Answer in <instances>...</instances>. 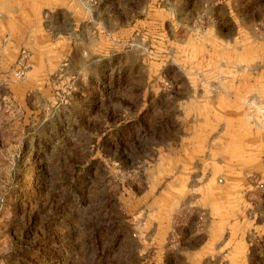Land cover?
Here are the masks:
<instances>
[{
  "label": "rangeland",
  "instance_id": "374dc122",
  "mask_svg": "<svg viewBox=\"0 0 264 264\" xmlns=\"http://www.w3.org/2000/svg\"><path fill=\"white\" fill-rule=\"evenodd\" d=\"M73 2L72 39L47 8L0 42V264H237L264 204V0Z\"/></svg>",
  "mask_w": 264,
  "mask_h": 264
},
{
  "label": "crops",
  "instance_id": "0c3cea01",
  "mask_svg": "<svg viewBox=\"0 0 264 264\" xmlns=\"http://www.w3.org/2000/svg\"><path fill=\"white\" fill-rule=\"evenodd\" d=\"M99 1L101 2V0ZM113 1L116 2V0ZM73 3V0H0V42L5 41L3 42L5 45H9L11 42L9 46L12 48L30 42L36 32L37 12L47 8L61 9L67 13V21H69L66 27L59 28V32L63 39H72L73 35L77 33V28L83 25L80 17L70 11L74 7ZM30 51L32 53L30 59H32L34 54L32 50ZM70 51L67 53L69 56L72 55V49ZM256 207V214L249 216L250 221L244 218L249 224L247 223L246 228L241 231L242 234L240 233L241 245L238 249L242 260L237 261V264H250L253 263V259L264 257V204H256ZM230 213L229 209L222 214L228 217ZM219 221L214 225L221 224ZM209 224L212 225V220L209 221ZM216 226H212L211 229ZM257 239H262V243L256 242ZM211 240L212 238L209 236L202 237L196 246L202 248Z\"/></svg>",
  "mask_w": 264,
  "mask_h": 264
},
{
  "label": "built area",
  "instance_id": "2783aa9c",
  "mask_svg": "<svg viewBox=\"0 0 264 264\" xmlns=\"http://www.w3.org/2000/svg\"><path fill=\"white\" fill-rule=\"evenodd\" d=\"M81 1L84 2V0H81ZM22 64H24V61L20 60L19 65H22ZM255 181L259 184L260 188H264V181L260 177L256 176Z\"/></svg>",
  "mask_w": 264,
  "mask_h": 264
}]
</instances>
